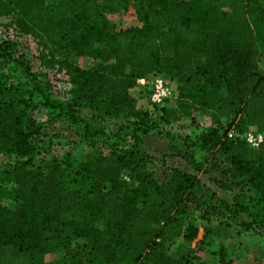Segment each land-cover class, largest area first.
<instances>
[{
    "label": "trees",
    "instance_id": "16d2710c",
    "mask_svg": "<svg viewBox=\"0 0 264 264\" xmlns=\"http://www.w3.org/2000/svg\"><path fill=\"white\" fill-rule=\"evenodd\" d=\"M210 1L196 18L194 0H0V17H11L0 26L13 34L0 37V64L14 69L0 74V152L10 159L0 179V264H36L52 241L68 264H85L84 251L100 264H187L165 244L196 237L191 215L206 223L228 218L260 234L264 141L254 148L243 134L251 125L264 133V0ZM226 1L239 11L220 13L215 3ZM131 2L138 24L116 28L109 15ZM22 35L38 39L35 55L21 51ZM80 56L93 65L79 66ZM59 72L69 98L53 89L49 74ZM157 76L177 82L176 110L137 106L131 90ZM81 107L100 120L121 117L137 131L155 127L172 136H180V116L169 119L170 111L208 115L210 125L193 142L183 136L186 150L177 155L195 170L209 160L221 164L231 200L201 191L194 172L164 162L151 169L137 134L121 136L107 152L89 142L84 161L68 149L36 165L42 124L33 111L47 108L76 122Z\"/></svg>",
    "mask_w": 264,
    "mask_h": 264
},
{
    "label": "rangeland",
    "instance_id": "374dc122",
    "mask_svg": "<svg viewBox=\"0 0 264 264\" xmlns=\"http://www.w3.org/2000/svg\"><path fill=\"white\" fill-rule=\"evenodd\" d=\"M212 4L210 0H194V16L197 18L203 6ZM215 5L220 13H231L240 9L239 4L230 1L217 2ZM109 18L116 28H128L138 24L134 14L133 2H131L127 11L110 14ZM10 20L11 17H0V22H9ZM253 26H258V23L254 22ZM18 43L21 51L28 55H35L36 45L38 44V39L35 36L22 35ZM75 62L81 67H90L94 63L90 56L77 57ZM12 65V63L0 64V74L5 77L14 74ZM50 77L54 80L53 89L58 94L57 98H69L67 93L69 85L63 73L59 72L54 75L52 73ZM152 79L150 77L144 83L138 81V85L131 90L137 99V106L147 109L152 108L148 101ZM167 81L171 86L172 94L161 105H164L167 109L176 110L177 82L170 79H167ZM33 115L42 124L40 133L34 139L35 145L40 149L36 156V165L40 163L43 166V163L62 156L68 149L78 161H84L91 150L88 145L89 142L103 143L106 148L105 152H107L114 145L121 144L123 141L121 136L129 139L130 136L137 134L141 138L142 146L150 156L151 162L149 166L151 169H160L164 162L167 165L194 172L199 178L201 191L210 190L219 197L231 200V194L221 184V164L214 160H209L204 163L200 170H195L186 162L185 158L177 155L179 151L184 152L186 150L188 140H184L183 136L189 135L191 138L190 142H193L195 135L210 125L211 119L208 115L194 110L181 115L170 111L167 114L169 119H173L175 115L180 116L179 120H177L180 124V130L178 131L180 136L165 134L155 127L143 133L137 131L133 125H126L127 122L121 117L106 121L100 120L86 107H81L77 116L78 121L76 122L70 121L67 116L54 117L55 114L49 113L47 108L36 109L33 111ZM121 126L123 127L121 133L116 134ZM249 127L245 133L249 130ZM258 132L263 135L264 139V133L259 129ZM245 133L243 134L244 138ZM192 151L196 158L200 159L199 148L191 147L188 150L189 153ZM9 161V156L0 152V179ZM3 203L12 205L11 201L8 200ZM189 222L198 227L196 237L190 241L178 237L172 243H166L167 253L171 257L178 258L183 256L187 264H218L220 262L225 264H264V225L260 229V234H253L251 231L243 230L241 226H238L228 218L214 217L206 223L196 219L195 215H191L187 219V223ZM204 227L210 230V233L206 236H204ZM82 258L85 264H100L99 261H91L87 251L83 252ZM31 262L32 260L25 259L19 260L14 264H33ZM36 264H68V260L64 257L63 248L55 241H52L49 243V250L40 257V261Z\"/></svg>",
    "mask_w": 264,
    "mask_h": 264
},
{
    "label": "built area",
    "instance_id": "2783aa9c",
    "mask_svg": "<svg viewBox=\"0 0 264 264\" xmlns=\"http://www.w3.org/2000/svg\"><path fill=\"white\" fill-rule=\"evenodd\" d=\"M6 36H13L12 30L10 29L6 31L0 26V37L6 38ZM51 74L52 73L49 74V78L51 83L53 84L54 80L50 77ZM139 81L142 83L145 82L144 79H139ZM68 85L70 87L69 83ZM171 94L172 89L167 79L161 76H157L152 79L151 89L148 94V101L152 107L162 104L167 98L171 96ZM245 139L250 146L258 147L263 141V135L258 132L256 126H250L249 130L245 133Z\"/></svg>",
    "mask_w": 264,
    "mask_h": 264
},
{
    "label": "crops",
    "instance_id": "0c3cea01",
    "mask_svg": "<svg viewBox=\"0 0 264 264\" xmlns=\"http://www.w3.org/2000/svg\"><path fill=\"white\" fill-rule=\"evenodd\" d=\"M218 264H225L224 262H220V263H218Z\"/></svg>",
    "mask_w": 264,
    "mask_h": 264
}]
</instances>
